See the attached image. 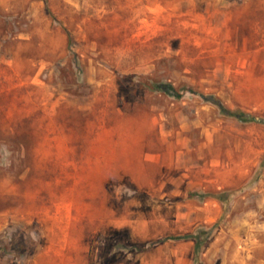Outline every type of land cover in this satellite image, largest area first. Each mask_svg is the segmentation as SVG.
I'll return each instance as SVG.
<instances>
[{
  "label": "rangeland",
  "instance_id": "rangeland-1",
  "mask_svg": "<svg viewBox=\"0 0 264 264\" xmlns=\"http://www.w3.org/2000/svg\"><path fill=\"white\" fill-rule=\"evenodd\" d=\"M142 79L264 118V0H0V264L264 258V124Z\"/></svg>",
  "mask_w": 264,
  "mask_h": 264
},
{
  "label": "trees",
  "instance_id": "trees-1",
  "mask_svg": "<svg viewBox=\"0 0 264 264\" xmlns=\"http://www.w3.org/2000/svg\"><path fill=\"white\" fill-rule=\"evenodd\" d=\"M66 32L68 36V45H70L72 43V38L69 32L68 31ZM75 64H76V59H75ZM139 87L141 89L146 88L150 92L162 93V94L172 96L175 98H181L183 94L190 93L192 95H196L200 97L203 101L214 104L223 115L235 118L236 120L240 122H258V123L264 124V118L251 114V113H247L241 109H236V108L230 109L214 94H205V93L195 90L192 87H187V86L179 87V86L173 85L171 82H168V81H158V80H148V79L140 80ZM213 228L214 227H211L210 229H208L209 234L213 231ZM202 232H203L202 233L203 235L205 231H202ZM169 238L170 237H166L164 239H161L160 241H164ZM173 238L194 239L196 253L199 251L201 247V241L199 239L200 236L197 234L190 233V234H185V235L173 237ZM203 240H205V238Z\"/></svg>",
  "mask_w": 264,
  "mask_h": 264
},
{
  "label": "crops",
  "instance_id": "crops-1",
  "mask_svg": "<svg viewBox=\"0 0 264 264\" xmlns=\"http://www.w3.org/2000/svg\"><path fill=\"white\" fill-rule=\"evenodd\" d=\"M259 264H264V258L259 260Z\"/></svg>",
  "mask_w": 264,
  "mask_h": 264
}]
</instances>
